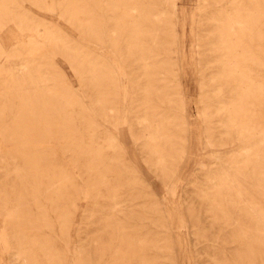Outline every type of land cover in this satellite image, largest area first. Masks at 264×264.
<instances>
[{
    "label": "rangeland",
    "instance_id": "rangeland-1",
    "mask_svg": "<svg viewBox=\"0 0 264 264\" xmlns=\"http://www.w3.org/2000/svg\"><path fill=\"white\" fill-rule=\"evenodd\" d=\"M0 256L264 264V0H0Z\"/></svg>",
    "mask_w": 264,
    "mask_h": 264
},
{
    "label": "bare ground",
    "instance_id": "bare-ground-1",
    "mask_svg": "<svg viewBox=\"0 0 264 264\" xmlns=\"http://www.w3.org/2000/svg\"><path fill=\"white\" fill-rule=\"evenodd\" d=\"M183 41V40H182ZM11 253V252H10ZM3 254H5V253H3ZM0 259H3V257L2 256H0ZM24 262V261H23ZM25 263V262H24Z\"/></svg>",
    "mask_w": 264,
    "mask_h": 264
}]
</instances>
